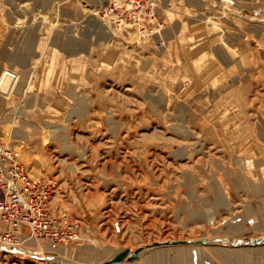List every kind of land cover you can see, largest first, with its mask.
I'll list each match as a JSON object with an SVG mask.
<instances>
[{
    "label": "rangeland",
    "instance_id": "1",
    "mask_svg": "<svg viewBox=\"0 0 264 264\" xmlns=\"http://www.w3.org/2000/svg\"><path fill=\"white\" fill-rule=\"evenodd\" d=\"M132 1L0 0V140L79 225L0 264H264V0Z\"/></svg>",
    "mask_w": 264,
    "mask_h": 264
},
{
    "label": "built area",
    "instance_id": "2",
    "mask_svg": "<svg viewBox=\"0 0 264 264\" xmlns=\"http://www.w3.org/2000/svg\"><path fill=\"white\" fill-rule=\"evenodd\" d=\"M132 2L136 10L143 9L134 0ZM148 6L151 9L145 14L152 20L155 7L152 3ZM118 8L119 4H114L111 10ZM52 194V185L32 178L20 163L15 149L0 140V243L16 249L43 240L57 248L72 241L79 225L64 229L51 212Z\"/></svg>",
    "mask_w": 264,
    "mask_h": 264
},
{
    "label": "bare ground",
    "instance_id": "3",
    "mask_svg": "<svg viewBox=\"0 0 264 264\" xmlns=\"http://www.w3.org/2000/svg\"><path fill=\"white\" fill-rule=\"evenodd\" d=\"M105 2H106V0H105ZM88 31V30H87ZM90 36V35H89ZM88 36V37H89ZM89 39V38H88ZM91 40V39H90ZM79 103V102H78ZM79 106L75 109V114L76 113H78V115H79V113H80V111H82L83 110V108H84V106L82 105V103H80V104H78ZM55 131H60V130H55ZM63 130H62V135H63ZM26 136V135H25ZM257 191H259V188H257ZM221 202V201H220ZM208 220H209V218H208ZM181 251V254H179V257L181 258V260L184 262L185 261V259H184V257H187V253L185 252H183V251H185V249L184 250H180ZM189 252V254L191 255V256H193V257H196V254H195V251L197 252V254H198V251H197V249L196 248H193V249H189L188 250Z\"/></svg>",
    "mask_w": 264,
    "mask_h": 264
},
{
    "label": "water",
    "instance_id": "4",
    "mask_svg": "<svg viewBox=\"0 0 264 264\" xmlns=\"http://www.w3.org/2000/svg\"><path fill=\"white\" fill-rule=\"evenodd\" d=\"M180 243H185V242H180ZM138 255H139V252L138 253H136L134 256H133V258H137L138 257ZM124 260V254H121V255H119L118 257H116L115 258V261H123Z\"/></svg>",
    "mask_w": 264,
    "mask_h": 264
}]
</instances>
